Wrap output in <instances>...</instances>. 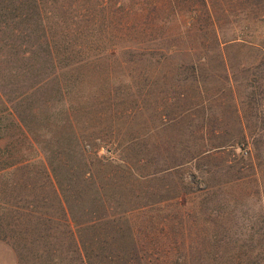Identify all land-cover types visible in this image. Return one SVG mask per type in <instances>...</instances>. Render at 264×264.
<instances>
[{"label":"rangeland","instance_id":"obj_1","mask_svg":"<svg viewBox=\"0 0 264 264\" xmlns=\"http://www.w3.org/2000/svg\"><path fill=\"white\" fill-rule=\"evenodd\" d=\"M10 1L22 0H0V172L11 164L16 166L10 172L50 171L41 150H53L51 91L57 82L50 78L44 45L45 55L22 57L39 43L43 31L38 18L43 17L61 57L69 63L93 62L83 68L81 111L74 120L90 156L95 142L102 144L97 154L103 161L94 172L120 176L131 171L136 176L172 166L143 186L131 180L133 194L123 188V206L150 202L151 207L117 224L112 248L105 251L129 254L128 264H264V3L214 0L217 40L215 28L201 15V3L197 10L198 0H192L178 52L161 63L144 58L133 64L121 55L105 57L106 48L116 49L107 41L114 29L100 20L116 11L102 6L106 0H42L41 8L38 0H23L19 25L13 13L5 16L8 25L3 26V4ZM60 16L68 18L65 24ZM80 25L88 33L95 27L97 39L85 42L70 32L69 27ZM165 48L157 53L169 52ZM42 78L46 82L41 87L11 102ZM109 98L119 111L105 102ZM165 117L169 123L152 134L151 128ZM20 118L31 130L29 138L18 125ZM198 152L204 153L190 159ZM174 157L183 164L174 166ZM39 189L31 186L20 195L49 190ZM143 190L150 198L136 197ZM44 208L48 216L55 212L49 204ZM5 213L4 220L14 217ZM17 255L0 239V264H19ZM28 259L23 264H30Z\"/></svg>","mask_w":264,"mask_h":264},{"label":"trees","instance_id":"obj_2","mask_svg":"<svg viewBox=\"0 0 264 264\" xmlns=\"http://www.w3.org/2000/svg\"><path fill=\"white\" fill-rule=\"evenodd\" d=\"M41 1L38 0L39 7ZM260 1L264 3V0ZM197 2V10L200 2L201 15L215 28L217 36L214 0H198ZM23 4V0L18 4L15 1L3 4V26L8 25L5 16L13 15V13V19H16L15 23L19 25L24 16ZM104 5L116 8V11L110 12L111 16H107L106 13L100 16V20L108 24L107 28L115 31L113 33L110 30V34L114 37L110 36L107 41L116 49L111 51L110 48H106L108 50L105 57L108 56V59L115 60L121 55L126 63L133 64L139 63L144 58L161 63L167 56L178 52L183 39L181 30L186 24L184 17L187 15L191 17L194 9L192 0H106L105 4L104 1L102 2L103 7ZM7 10H12V12ZM41 14L43 15L42 12ZM52 15L54 16L51 13ZM66 19H68L66 16L59 17V21L63 24L66 23ZM38 22L42 24V37L37 46L32 48L31 54L25 52L22 57L46 54L48 59L45 62L52 67L50 78L57 82L51 91L53 108L50 117L53 126L50 124V132L53 150H41L46 156L44 162L47 161L50 171L10 172L16 164L3 167L5 172H0V180L3 179V189L0 190L1 193L3 192V224L0 223V239L13 247L14 252L18 254L19 264H23L26 257H29L30 264H119V262L128 264L129 254L127 256L118 255L105 250L112 248L110 242L114 241L115 226L126 224L131 214L137 210H145L151 207V204L148 202L123 206L119 202L123 188L128 194H133L131 180L143 186L150 181L147 179L159 175L172 166H165L164 169L158 168L156 172L136 174V176L131 171L120 176L116 175L118 172H108L103 176L94 172L93 167L103 161L97 154L102 144L95 142V155L90 156L89 144L80 137V130L77 129L78 122L74 120L81 111L78 99L81 98L79 87L83 84V68L93 62L86 59L74 63L67 62V58L60 56L57 44L50 38V31L46 24L48 20L40 17ZM76 24L73 23L74 26ZM85 26L80 25L72 29L68 27L70 32L73 30L78 38L85 37V42H88L89 38L97 39L95 27L88 33ZM195 26L193 22L189 24V29L193 30ZM200 28L201 25H198L196 29L200 30ZM98 34L102 35V32ZM216 39L219 40L218 36ZM123 42L124 45L121 44ZM6 45L10 46L8 43ZM43 45L46 47V50H42L45 54L41 51ZM165 47L170 49L169 52L167 50L163 52L162 49V52L157 53V50ZM41 58L43 57L39 56V59ZM140 73L146 74L144 67ZM173 74L177 75V72ZM45 82V78H42L41 82L29 86L21 96H17L11 102L15 103L20 98L26 97L30 91L41 87ZM68 96L71 98L69 99ZM104 99L106 98L101 100ZM95 101L89 102L88 105H94ZM105 102L113 108L112 110L119 111L114 105V99L109 98V101ZM164 120L163 123L151 128L152 134L169 123L166 117ZM18 125L24 136L29 138L31 130L24 118L19 119ZM112 144L114 145V142ZM155 146L157 154H160L159 145ZM202 153L204 152L192 154L190 159ZM174 158V166L183 164L181 161L177 163L178 159ZM25 162V165H30V160H25ZM128 168L132 166L129 165ZM31 186L41 190H46L45 187H48L49 190L44 193L38 191L32 197L20 195ZM146 193L148 194L143 190V193L139 192L136 197L150 198ZM161 202L162 199L157 203ZM47 204L55 211L50 216L45 212L44 207ZM8 211L9 215L14 214L12 219H8L9 221L4 220L5 212ZM199 216L202 217V212H199ZM121 220L124 222H120ZM107 235L109 239L104 238ZM64 251H66L65 254ZM132 255L138 256L136 253Z\"/></svg>","mask_w":264,"mask_h":264}]
</instances>
